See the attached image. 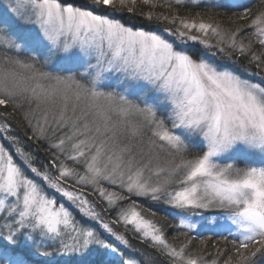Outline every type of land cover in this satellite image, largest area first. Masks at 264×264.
<instances>
[{
	"label": "snow or ice",
	"instance_id": "snow-or-ice-1",
	"mask_svg": "<svg viewBox=\"0 0 264 264\" xmlns=\"http://www.w3.org/2000/svg\"><path fill=\"white\" fill-rule=\"evenodd\" d=\"M0 264H264V0H0Z\"/></svg>",
	"mask_w": 264,
	"mask_h": 264
},
{
	"label": "trees",
	"instance_id": "trees-1",
	"mask_svg": "<svg viewBox=\"0 0 264 264\" xmlns=\"http://www.w3.org/2000/svg\"><path fill=\"white\" fill-rule=\"evenodd\" d=\"M203 236L210 237V236H207V235H203ZM194 237H197V236H194ZM230 240L231 239H229V241ZM206 244H207V251H211V252L215 251V249L213 248V245H216L217 247H220V248L225 247V242L219 236H214V237L211 236L209 239H207ZM199 246H200L199 245V237H197V239L193 240V247H199ZM227 246L230 248L231 247L230 243H228Z\"/></svg>",
	"mask_w": 264,
	"mask_h": 264
},
{
	"label": "rangeland",
	"instance_id": "rangeland-1",
	"mask_svg": "<svg viewBox=\"0 0 264 264\" xmlns=\"http://www.w3.org/2000/svg\"><path fill=\"white\" fill-rule=\"evenodd\" d=\"M124 19H126V20H128L129 18L127 17V15L125 14V17H124ZM212 215H218V213L217 212H215V211H213L212 213H211ZM191 220H192V222H198L199 221V217H191L190 218ZM221 222L222 223H226V221H223V220H221ZM185 231H187V230H185ZM191 235L192 236H197V232L196 231H193V232H191ZM203 235H207V236H219V237H221V234H220V232L218 231L217 233H215V234H213V233H211V232H204L203 233ZM223 235H228V233L227 232H223ZM229 239H231V237H229ZM194 248H196V247H194Z\"/></svg>",
	"mask_w": 264,
	"mask_h": 264
}]
</instances>
